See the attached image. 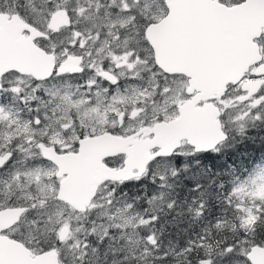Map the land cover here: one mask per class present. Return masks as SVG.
Here are the masks:
<instances>
[{
  "label": "snow or ice",
  "instance_id": "1",
  "mask_svg": "<svg viewBox=\"0 0 264 264\" xmlns=\"http://www.w3.org/2000/svg\"><path fill=\"white\" fill-rule=\"evenodd\" d=\"M262 132L264 0H0V264H264Z\"/></svg>",
  "mask_w": 264,
  "mask_h": 264
},
{
  "label": "trees",
  "instance_id": "2",
  "mask_svg": "<svg viewBox=\"0 0 264 264\" xmlns=\"http://www.w3.org/2000/svg\"><path fill=\"white\" fill-rule=\"evenodd\" d=\"M255 137V134H253ZM249 144H251V149L248 148V150L244 151L241 150L238 156L232 157V159H235L238 164L241 165V169H247L249 165H252L254 163H259V158L264 157V150H261V143L260 139L257 137L254 140L249 141ZM232 161L229 160V163Z\"/></svg>",
  "mask_w": 264,
  "mask_h": 264
},
{
  "label": "flooded vegetation",
  "instance_id": "3",
  "mask_svg": "<svg viewBox=\"0 0 264 264\" xmlns=\"http://www.w3.org/2000/svg\"><path fill=\"white\" fill-rule=\"evenodd\" d=\"M253 134H255V133H253ZM260 135L264 136V132H262ZM256 139H257V138H256ZM250 149H251V147H250Z\"/></svg>",
  "mask_w": 264,
  "mask_h": 264
},
{
  "label": "rangeland",
  "instance_id": "4",
  "mask_svg": "<svg viewBox=\"0 0 264 264\" xmlns=\"http://www.w3.org/2000/svg\"><path fill=\"white\" fill-rule=\"evenodd\" d=\"M262 136V135H261Z\"/></svg>",
  "mask_w": 264,
  "mask_h": 264
}]
</instances>
